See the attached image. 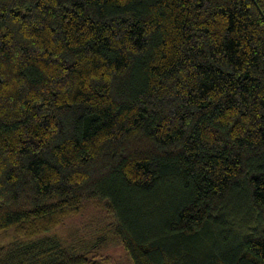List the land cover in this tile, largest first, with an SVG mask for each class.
Returning a JSON list of instances; mask_svg holds the SVG:
<instances>
[{"label": "trees", "instance_id": "16d2710c", "mask_svg": "<svg viewBox=\"0 0 264 264\" xmlns=\"http://www.w3.org/2000/svg\"><path fill=\"white\" fill-rule=\"evenodd\" d=\"M89 214L131 264H264V0H0V264H106L44 236Z\"/></svg>", "mask_w": 264, "mask_h": 264}, {"label": "rangeland", "instance_id": "374dc122", "mask_svg": "<svg viewBox=\"0 0 264 264\" xmlns=\"http://www.w3.org/2000/svg\"><path fill=\"white\" fill-rule=\"evenodd\" d=\"M100 218L102 219L96 218L95 214H89L86 218L77 220L75 224L58 228L44 236L70 242V247L75 246L80 248L79 250L95 248L100 252L97 259L104 258V255L112 257V260L105 258L106 264H131L128 255L119 243L115 231L116 220L112 217L102 216ZM22 240L12 229L0 232V248Z\"/></svg>", "mask_w": 264, "mask_h": 264}]
</instances>
